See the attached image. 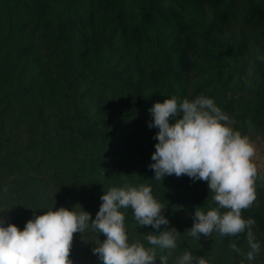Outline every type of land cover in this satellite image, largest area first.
<instances>
[{
    "label": "rangeland",
    "instance_id": "374dc122",
    "mask_svg": "<svg viewBox=\"0 0 264 264\" xmlns=\"http://www.w3.org/2000/svg\"><path fill=\"white\" fill-rule=\"evenodd\" d=\"M56 1L0 0V226L4 227L14 225V219L23 224L33 219L9 206L27 198L29 190H50L51 179L69 186L72 195L83 200L81 204L92 202L98 212L104 195L100 180L107 163L115 157L125 159L137 175L150 159L154 142L148 127L153 122L149 109L157 102L173 96L178 101L193 100L203 94L215 100L237 130L245 111L264 101L255 94L261 74L257 64L264 67V0H199L198 6L192 0H176L177 5L168 11L174 19L178 17L176 22L187 31L186 36L178 33L180 28L163 12L160 0H78L69 27L60 34H48L43 27L49 25ZM199 41L219 43L227 56L215 60L202 55L196 47ZM28 70V78H24ZM33 73L39 82L30 86H34L32 96H21L23 89H17V81L30 80ZM68 74L75 78L77 93L82 96L76 109L65 98L70 95L63 86ZM133 90L144 102L142 110L136 106ZM51 91L54 106L47 109L38 93ZM72 118L93 128L99 138L103 134L128 135L134 145L123 150L114 139L106 142L107 147L100 139L94 146L81 142L68 130ZM178 119L182 113L169 123ZM45 133L50 146L43 142ZM247 137L256 147L253 161L258 173L264 174V134ZM93 157L95 167L89 162ZM126 179L118 177L116 187L127 185ZM42 197L52 200L43 193ZM120 211L135 220L130 208ZM188 211L177 212L169 223L188 221ZM253 232L264 241V229L254 227ZM83 234H74L72 264H102L92 253L97 244L82 240ZM220 237L216 232L201 235L202 245L210 238L224 243L209 264H246L227 249L239 239V248L246 253V235ZM179 247L187 248L178 243L168 264H175ZM156 252L158 257L168 255L167 250ZM223 254L225 258L220 260Z\"/></svg>",
    "mask_w": 264,
    "mask_h": 264
},
{
    "label": "clouds",
    "instance_id": "9594fccd",
    "mask_svg": "<svg viewBox=\"0 0 264 264\" xmlns=\"http://www.w3.org/2000/svg\"><path fill=\"white\" fill-rule=\"evenodd\" d=\"M149 111L153 122L148 127L159 129L151 157L154 163L149 165L155 180L174 174L178 178L186 175L193 182L204 181L217 205L206 212L197 207L194 224L185 234L197 240L213 232L237 238L246 234V253L235 240L230 249L252 264L261 253V243L253 232L255 219L244 218L242 213L257 200V180H264L253 161L255 145L232 126L234 122L213 98L203 94L182 101L173 96L155 103ZM181 113L182 119L169 123L170 118ZM100 199L102 204L95 219L77 204L79 211L60 207L34 216L22 231L13 224L0 226V264H72L74 234H82L89 227L106 237L92 249L102 264H155L157 248L168 251L167 256L159 257L160 264H168V256L178 247L181 234L169 227V220L163 215L166 208L154 198L150 186L111 187ZM127 208L132 210L138 226L157 230L165 226L159 235H143L148 247L129 241L125 215L120 211ZM175 264L208 262L185 250Z\"/></svg>",
    "mask_w": 264,
    "mask_h": 264
},
{
    "label": "trees",
    "instance_id": "16d2710c",
    "mask_svg": "<svg viewBox=\"0 0 264 264\" xmlns=\"http://www.w3.org/2000/svg\"><path fill=\"white\" fill-rule=\"evenodd\" d=\"M56 2L58 3H55L53 11L50 14L51 17L49 18V25L45 23L43 27V30L46 33L53 35L60 34L64 27H69L70 14L78 0H57ZM192 2H194L196 6H198L200 3L199 0H192ZM160 3L164 6L163 9L165 8L166 11H168L170 7H174L177 5L176 0H160ZM165 10L163 12L167 13L168 16L172 15L171 11L166 12ZM171 17L173 18V16ZM175 19L173 18V20L171 21L175 23V27L177 29L180 28L178 29V33L183 36H186L187 31L181 28V26L179 27V23L176 22L178 17L176 16ZM115 36L118 35L115 34ZM196 47L197 51L200 52L202 55L209 56L210 58H213L215 60L227 56L226 52L222 49L224 47L219 45V43L217 42L213 44L208 41H199V44ZM262 55L264 56V46L262 49ZM257 65L258 70L261 74L259 78L260 84L255 89V94L264 97V67L260 63ZM69 68L70 67H67L66 70H69ZM30 72H32V70ZM28 75L29 70L24 73V78L25 76L26 78H28ZM63 81L64 89L70 93L68 97H65L67 99L68 105H70L71 108L74 107L76 109V106L79 104L82 97L77 93V82L75 78L69 74L68 76L63 78ZM17 82V89H23L21 92V96L30 97L32 96V91H34V86H30L38 83L39 79H37L36 74L33 73L30 80L21 79ZM38 95L39 98L43 99L44 103L46 104L44 106L45 108L51 109L54 106V97L52 91L47 93L46 95L39 92ZM133 97L138 109L142 110L144 107V102L138 95V92L136 90H133ZM242 120V124H240V127L237 129L241 132L242 135H250L253 137H258L260 135L263 136L264 101L260 104H254L252 107L248 108L245 111L244 118ZM70 121V126H68L70 135L74 136L75 138H78L81 142H88L91 146L96 145L99 139L101 140V145H105L106 142L109 141V139H114V141L116 142V147L121 148L123 150H129L134 145L133 138L128 135H116L114 137H109L106 136V134H103L102 137L99 138V135L96 131L93 130V128H89L86 125L81 126L78 118H72L70 119ZM42 129H45V127L43 126ZM158 131L159 129L155 127L149 129L150 137L154 142L151 157L152 154L155 152V144L158 143V141L154 139ZM43 138L44 140H46L43 141L44 144L50 146L51 141L49 140V134L45 133ZM7 141L8 139H6L5 142ZM6 145L8 144L6 143ZM105 147H107V145H105ZM151 157L148 161L143 163L142 167L139 168V173L137 175H134L132 165H130L125 159H117L115 157L114 161L107 163V165L104 167V176L100 180V186L101 188H103V194H105V192H107L111 187H116L118 177H127V185L130 182L132 183L128 186L139 187L140 185H147L151 187L154 198L162 202L166 208L163 212V215L166 219L169 220L171 217L176 216L177 212L183 211V209L189 210L188 212L190 215L188 216V221H184V219L180 221L179 219H177L176 221L169 223V227H175L177 231L181 234L178 243L187 247L186 249H181L179 247L177 250L178 253L175 256L177 258L178 256H181L185 250H187L190 251L194 256L205 258L209 264L212 261H209V258L211 256L214 257V254L218 252V248L224 246V243L219 244L218 241L213 238H210L205 245H202L200 243V240H197L185 234L186 231L190 229L194 224L193 216L194 211L197 207H202V210H204L205 212L217 207V205L212 199V194L208 189L207 183L204 181L193 182V180L186 175L178 178L174 174L171 176L166 175L165 177H163L162 180H155V173L149 167L150 164L154 163ZM95 159L96 157L89 159V162H91V166L93 167H95ZM259 175L264 176V174L262 173H259ZM47 186L50 188V190H29V196L27 198L23 197V199H19L18 203L16 202L13 205L9 206V210H19L21 212H26L31 218H34V216L43 215L48 210H58L60 207H64L70 211H79V208L75 207L77 204H79L82 207V210L89 212L92 218L95 219L97 211L93 207L92 202L86 201L85 205L81 204L83 200L74 197L71 191L68 189L69 186H60L57 181L53 179L50 180V183H48ZM42 193L44 194V197L48 195L52 198V200L45 201L42 197ZM256 195V202L250 209L244 211L242 215L244 216V218L255 219V228L261 230L264 229V180H257ZM12 223H14V225L17 226L21 231L25 227V224L17 221L16 219L12 220ZM125 223L128 230L127 234L129 236V241L141 242L146 247H148L149 245L147 244L143 235L149 233V230L151 233L157 232L155 233V235H157L158 233L160 234L161 231L165 230V226L163 225L158 230L153 229L150 226H148L147 229L143 230L141 229L142 227L138 226L136 221L131 220V218H125ZM220 238H222L223 240L227 239V237L222 236ZM81 239H85L88 243L98 244L99 242L102 243L106 239V237L103 234H99L95 230L91 229V227H89L84 231V234L81 236ZM235 241L237 243V246L240 247L241 242L239 241V239H236ZM260 243L261 246L262 244L264 245V241ZM198 247H200L199 251H197ZM227 249L231 253L232 257L237 259L242 258L246 264H249L243 255H241L240 257L237 252H234L230 249V246ZM158 250L160 249L157 248V251ZM260 254L261 258H259L258 262H255V264H260L259 262H264V249L263 251L261 250ZM224 258V254L220 255V260H223ZM157 259H159L158 256ZM215 259H217V257Z\"/></svg>",
    "mask_w": 264,
    "mask_h": 264
}]
</instances>
